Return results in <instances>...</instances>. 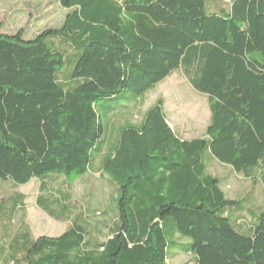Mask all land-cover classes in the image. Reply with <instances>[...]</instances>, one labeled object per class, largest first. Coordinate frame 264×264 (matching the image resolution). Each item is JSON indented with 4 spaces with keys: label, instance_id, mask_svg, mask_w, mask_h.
<instances>
[{
    "label": "trees",
    "instance_id": "16d2710c",
    "mask_svg": "<svg viewBox=\"0 0 264 264\" xmlns=\"http://www.w3.org/2000/svg\"><path fill=\"white\" fill-rule=\"evenodd\" d=\"M57 1L58 25L0 30V182L37 179V205L66 215L62 188L97 166L114 219L97 237L78 211L33 238L22 195L1 194L0 264H264V0ZM173 71L206 95L201 137L172 128L161 99L125 121ZM212 159L259 183L257 214L226 197Z\"/></svg>",
    "mask_w": 264,
    "mask_h": 264
},
{
    "label": "rangeland",
    "instance_id": "374dc122",
    "mask_svg": "<svg viewBox=\"0 0 264 264\" xmlns=\"http://www.w3.org/2000/svg\"><path fill=\"white\" fill-rule=\"evenodd\" d=\"M66 10L62 9L57 0H0V30L8 32L25 28L26 36L41 30L45 26L58 25ZM158 99L163 101L164 114L172 128L182 137H201L209 119L206 95L194 90L182 74L177 71L170 73L158 82L147 94L145 100L136 110L125 116V121L139 122L141 115ZM205 156V155H204ZM206 157V156H205ZM208 171L218 177L227 198L240 200L239 205L249 211L258 213V202L263 198V190L258 182L245 179L241 174L231 170L229 166L212 159L208 161ZM70 182V179L67 180ZM57 186V185H56ZM56 186L48 188L59 197ZM39 180L31 179L17 189L9 182H0V195L10 191H18L25 204L23 222L33 238L40 235L58 236L66 230L73 215L82 211L85 215L84 224L94 236L106 235L107 226L114 219L116 185L109 181L107 175L98 170L97 166L82 179H76L73 187L62 188L66 202L70 198V213H63L53 207V213H47L37 205ZM244 211V212H245ZM238 213L234 209L230 219ZM250 218L251 215L247 214ZM252 219V218H251ZM18 222V219H15ZM171 264H193L190 256L174 253Z\"/></svg>",
    "mask_w": 264,
    "mask_h": 264
},
{
    "label": "crops",
    "instance_id": "0c3cea01",
    "mask_svg": "<svg viewBox=\"0 0 264 264\" xmlns=\"http://www.w3.org/2000/svg\"><path fill=\"white\" fill-rule=\"evenodd\" d=\"M169 123V122H168Z\"/></svg>",
    "mask_w": 264,
    "mask_h": 264
}]
</instances>
